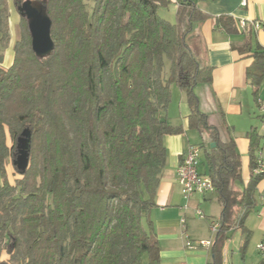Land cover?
<instances>
[{"label":"trees","instance_id":"1","mask_svg":"<svg viewBox=\"0 0 264 264\" xmlns=\"http://www.w3.org/2000/svg\"><path fill=\"white\" fill-rule=\"evenodd\" d=\"M27 1L14 0L20 23L13 63L5 66L10 4L0 0V264H161L151 211L167 163L164 138L185 132L167 115L173 86L186 95L201 171L222 206L209 264H223L238 230L245 255L253 234L245 221L264 179L254 171L264 135L255 126L247 134L244 179L224 112L201 111L195 92L213 80L189 40L208 15L193 0H178L173 22L159 14L169 0H44L54 44L38 54ZM218 23L239 31L231 16ZM249 30L240 51L252 58L247 79L260 107L264 47ZM9 160L20 176L15 184Z\"/></svg>","mask_w":264,"mask_h":264},{"label":"crops","instance_id":"2","mask_svg":"<svg viewBox=\"0 0 264 264\" xmlns=\"http://www.w3.org/2000/svg\"><path fill=\"white\" fill-rule=\"evenodd\" d=\"M193 1L202 12L208 15L205 20L195 22L193 31L189 35L190 44L201 65L213 68L212 83L204 84L203 89L205 93L203 96L208 103L205 113L213 115L219 110L224 112L241 154L244 179H247L249 177L247 134L253 126L260 128L259 124H256L255 117L261 116L264 112L256 104L253 89L247 79V68L251 65L252 58L242 54L240 48L250 35L249 29H252L254 40L264 47V0H246V5L242 4L243 0ZM172 3L176 16L178 4ZM9 4L11 43L5 50V66L13 63L14 53L9 65L6 64V60H8V49L13 50V42L17 39L20 23V15L14 0H9ZM163 9L162 7L159 10L160 15ZM171 12V10L166 11V14L170 15ZM222 16L235 18L239 31L226 32L218 23V19ZM161 17L171 22L175 20L172 21L163 15ZM242 22L251 25L252 28L242 26ZM254 22H260L262 27L256 30L253 26ZM13 34L16 37H14L15 40ZM259 99L261 105H264V79L260 86ZM173 101L176 104L175 111H171L170 108ZM189 114L190 107L185 93L180 89L178 99H173L172 93L167 115L170 123L182 124L185 132L167 135L164 138L168 151L167 163L157 190V204L151 211L155 233L161 247V264H209L212 260V244L216 235L212 225L220 220L222 212L218 198L213 199L216 193L206 196L196 195L190 200L185 199L182 194L177 178V166L187 148L190 145H199L200 143H196L198 139L201 141L199 134L196 135L187 127ZM261 119H263L261 125L264 130V118ZM259 131L262 134L260 129ZM194 136L197 138L194 139ZM262 158L264 161V156ZM216 206H218L219 214H216ZM197 210L202 212L203 217L197 213ZM183 218H185L184 224ZM245 223L253 232L245 255L240 250L241 235L238 244L240 262L230 250L229 239L224 246L223 264H258L264 258V254L257 248V245L264 241V179L258 185L257 205L248 215ZM211 231L215 234L214 237H211ZM201 240H210L211 245L209 247L197 245ZM188 241L193 242L194 246H188ZM249 251H251L250 254Z\"/></svg>","mask_w":264,"mask_h":264},{"label":"built area","instance_id":"3","mask_svg":"<svg viewBox=\"0 0 264 264\" xmlns=\"http://www.w3.org/2000/svg\"><path fill=\"white\" fill-rule=\"evenodd\" d=\"M178 4V0H169ZM243 5H246V0H243ZM246 23L242 22V26H245ZM253 26L256 30L262 27L260 22H254ZM262 112H264V105L260 106ZM203 150L199 145H190L182 160L177 166V178L182 188V194L185 199L190 200L196 195L206 196L209 194L215 193V185L212 178L201 171V158ZM256 173L264 172V161L262 154L260 153V162H258L257 167L254 170ZM197 213L203 217V214L200 210H197ZM183 224L185 223V218L182 219ZM221 226V222L216 221L212 225V230L214 233H217ZM188 246H194L193 242L188 241ZM197 245L209 247L211 245L210 240H201L198 241ZM257 248L260 252L264 254V241L260 242L257 245Z\"/></svg>","mask_w":264,"mask_h":264},{"label":"rangeland","instance_id":"4","mask_svg":"<svg viewBox=\"0 0 264 264\" xmlns=\"http://www.w3.org/2000/svg\"><path fill=\"white\" fill-rule=\"evenodd\" d=\"M29 1H31L32 5L34 7H36V8H38L39 10L43 9V2H44V0H29ZM86 1L88 2V5L89 6H92L93 5V0H86ZM163 8L164 9L161 10V14L163 16H165L166 18H170V20L173 21L175 19V15H174V4L171 2L167 6H164ZM169 10L172 11L170 15L166 14V11L168 12ZM14 37H15V35L13 34V39H14ZM17 37H18V33H17ZM14 43L15 42H13V45H14ZM13 53H14V49L13 50L11 48L8 49V60H6V64L7 65L10 64V61L12 60ZM203 89H204V84H199V85L196 86L195 92H196L197 96L199 97V105H200L201 111L206 112V110H207L206 106L208 105V103H207V100H205V98L203 96L205 94ZM179 91H180V88H178L177 86H173L172 87L173 99L174 98L175 99H178ZM170 108H171V111H175L176 104L174 103V101L172 102V105H171ZM261 118H264V113L261 114V116H256L255 117L256 124H259V127H260L259 129L261 130L262 134H264V130L262 129V125H261V122H262L263 119H261ZM194 133L196 135H198L196 131H194ZM194 137H195L194 139L197 138L196 136H194ZM198 137H199V135H198ZM200 142H201L200 139H198V141L196 143H200ZM9 144H11L10 139H9ZM260 153L262 154V156H264V147H263V149L261 151L258 152V155ZM203 157H204V155L202 154V158H201V168H202V170L204 169V166H205L204 163H203V160H204ZM7 170H8V174H9V178H10L11 183L15 184L16 179L19 178L20 176L15 173L14 167L12 166L10 160L7 163ZM216 197L217 196L215 195L213 197V199L216 200ZM214 203H216V202H214ZM217 207L218 206H216V210L215 211H216V214H219V212L217 211ZM214 235L215 234L211 231V237H214ZM240 235H241L240 230H238V231L234 232L233 236L230 238V241H231L230 250L234 253V257L236 258V260L238 262H240V257H239V252H238V250H239V248H238L239 245L238 244H239V240H240ZM211 237H209V238H211ZM250 253H251V251H249V254ZM2 258H8V257L6 256V254H3L2 255ZM143 264H147L146 260L143 261Z\"/></svg>","mask_w":264,"mask_h":264},{"label":"water","instance_id":"5","mask_svg":"<svg viewBox=\"0 0 264 264\" xmlns=\"http://www.w3.org/2000/svg\"><path fill=\"white\" fill-rule=\"evenodd\" d=\"M24 9L30 21L34 51L38 54L48 53L52 50L54 44L51 37L50 18L45 14L44 9L39 10L29 0L25 3ZM214 145L212 143V146Z\"/></svg>","mask_w":264,"mask_h":264},{"label":"bare ground","instance_id":"6","mask_svg":"<svg viewBox=\"0 0 264 264\" xmlns=\"http://www.w3.org/2000/svg\"><path fill=\"white\" fill-rule=\"evenodd\" d=\"M259 156H260V154H259ZM258 162H260V158H259V161ZM256 174V173H255Z\"/></svg>","mask_w":264,"mask_h":264}]
</instances>
